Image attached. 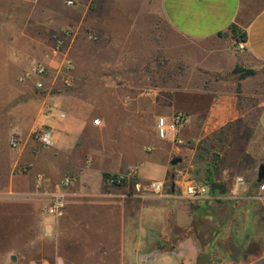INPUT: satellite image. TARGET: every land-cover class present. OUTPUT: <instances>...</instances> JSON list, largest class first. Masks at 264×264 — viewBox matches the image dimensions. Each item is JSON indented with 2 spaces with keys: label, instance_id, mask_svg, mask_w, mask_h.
<instances>
[{
  "label": "crops",
  "instance_id": "1",
  "mask_svg": "<svg viewBox=\"0 0 264 264\" xmlns=\"http://www.w3.org/2000/svg\"><path fill=\"white\" fill-rule=\"evenodd\" d=\"M257 3L258 6L252 0H161V9L171 29L191 41L210 43L226 37L236 43L233 26L245 33V49H227L224 57L233 69L239 66L258 74L264 67V0ZM9 47L17 49V40ZM15 49L8 50L6 59L0 61L4 71L0 70V106L13 107L16 125L23 132L31 127L29 119L32 132L39 127L51 128L54 145L45 149L32 135L22 133L21 145L9 167L20 166L24 175L11 173L9 183L0 186V264H57L51 260L56 255L50 248L54 242L52 221L43 212L50 194L60 189L65 177L73 175L76 181L72 189L65 190L66 202L76 204L84 190L96 195L105 175L118 174L128 175L129 179L134 176L138 189L152 190L153 183H163L170 192L152 196L151 205L145 204V197L136 201L141 210L135 220L138 227L130 238V229L126 228L129 201H121L122 247L116 253L107 248L108 254L121 257L119 264H264V181H257L259 167L264 165V84H259L255 97H251L248 86L253 76L239 84L220 82L219 88L226 89L214 92L211 99L206 97L199 108L190 101L187 91L177 93L176 84L159 82L152 86L147 84L149 78L141 67L137 72L129 66L124 70L120 64L125 59H106L105 67H93L89 73L73 70L70 87L53 69L46 91H39L36 79L24 76L31 65L44 61L32 59L29 65L24 60L27 53ZM129 61L130 58L127 63L131 64ZM84 63L103 62L90 58ZM50 64L58 68L57 63ZM156 75L162 79V74ZM244 97H263L247 146L257 179L235 177L230 185L194 178L197 146L245 116L240 108ZM18 99L21 102L17 104ZM180 112L187 115V125L177 135L160 139L157 119H170ZM95 120L100 124L96 125ZM176 158L181 163L172 165ZM151 163L157 164L154 174L147 167ZM191 182L206 186L208 194L186 198L183 191ZM212 184L219 186L213 188ZM80 185H84L83 189Z\"/></svg>",
  "mask_w": 264,
  "mask_h": 264
},
{
  "label": "rangeland",
  "instance_id": "2",
  "mask_svg": "<svg viewBox=\"0 0 264 264\" xmlns=\"http://www.w3.org/2000/svg\"><path fill=\"white\" fill-rule=\"evenodd\" d=\"M69 1L73 5H69ZM257 1L252 0L258 6ZM161 8V0H0V61L6 59L8 50L15 49L10 48L9 44L17 40L15 50L27 53L24 56L27 64L36 59L57 63L59 67L60 60L52 59L49 55L50 48L61 39L74 70L89 73L93 67H105L106 59H125L120 69L126 70L129 66L137 72L138 68H142L141 71L149 78L147 84L152 86L159 82L164 85L172 82L176 84L177 93L187 91L190 101L196 102L199 108L210 95L226 89L219 88L220 82L240 83L230 61L224 57L227 49L234 51L235 42L226 37L210 43L185 39L171 29ZM211 51L219 52L210 55ZM90 58L103 63H84L89 62ZM128 58L131 64L127 63ZM0 70L4 72L1 66ZM156 74H162V79H157ZM259 84H264V67L249 82L251 97H255L253 95ZM206 92L208 96H202ZM262 98L251 100L244 97L240 100V108L244 109L245 116L200 142L196 151L198 169L195 166L194 178L200 176L205 177V183L212 179L216 183L220 181L230 185L235 177L257 179L256 168L247 156V146L255 129ZM11 108L9 104L0 106V186L9 183L11 173L24 175L20 166L18 169L9 167L13 155L18 151L10 146L11 137L16 135L22 140V133L27 136L33 133L30 119L31 127L27 132L18 129L17 118ZM180 142L183 144V141ZM149 165V172L154 174L157 164ZM70 176L74 179L72 189L76 179ZM137 184V179L132 176L122 185L110 186L104 177L103 187L99 188L98 194H89L84 190L83 195L76 198L78 203L66 202V215L59 223H51L54 242L50 248L56 253L52 262L119 264L121 257L108 254L107 248H113L116 253L122 247L121 201H129L127 217H130L126 219L129 224H126V228L130 229V238L136 231L135 227H138L135 220L137 212L141 210L136 201L145 197V204L151 205L154 203L152 196L161 194L144 187L138 189ZM213 185L214 188L219 186ZM82 186L79 188L83 189ZM162 193L170 194L166 185ZM43 212L46 215V206Z\"/></svg>",
  "mask_w": 264,
  "mask_h": 264
},
{
  "label": "built area",
  "instance_id": "3",
  "mask_svg": "<svg viewBox=\"0 0 264 264\" xmlns=\"http://www.w3.org/2000/svg\"><path fill=\"white\" fill-rule=\"evenodd\" d=\"M69 5H73L72 1L68 2ZM245 49L244 43L240 42L236 44L235 51H243ZM50 58L60 60L58 68H53L50 63L47 62H37L29 67L26 71L24 79H36V89L39 91H46L47 78L51 71L56 70L57 75H59L63 81V84L67 87L72 86V72L74 66L72 61L68 58L67 54L64 52V41L58 40L56 44L50 48ZM64 115H61L63 118ZM188 122L187 115L185 113H175L170 119L165 117H159L157 119V135L160 139L165 140L170 134L177 135L180 129H183ZM95 124L99 125L100 121L95 120ZM32 138L43 148H51L54 145V132L51 128L41 127L36 129L32 133ZM178 144L181 142L178 141ZM21 145V140L16 135H13L10 139V146L13 149L19 148ZM23 172H27V169H23ZM128 175L118 174L109 175L107 177V184L110 186H119L128 180ZM41 182V177L38 178ZM74 179L72 177H65L60 182V189L51 193L49 196V201L46 205V215L50 221H58L64 217L66 212V199L67 190H69L73 185ZM238 182L241 183L242 179L239 178ZM64 188V190H61ZM164 188L163 183H153L151 189L155 194L162 193ZM66 190V191H65ZM208 194L207 187L203 184L197 182H191L186 185L183 191V195L186 198L197 199Z\"/></svg>",
  "mask_w": 264,
  "mask_h": 264
},
{
  "label": "trees",
  "instance_id": "4",
  "mask_svg": "<svg viewBox=\"0 0 264 264\" xmlns=\"http://www.w3.org/2000/svg\"><path fill=\"white\" fill-rule=\"evenodd\" d=\"M231 30L233 32V35H236V43L235 44H238L240 42H245L246 41V34L244 33H241L239 32L236 27H231ZM233 73L235 75H237L239 77L240 80H243V79H246L248 77H252V76H255L257 74V71H255L254 69H244L242 67H235L234 70H233ZM105 179L108 177V175H105L104 176ZM213 188H214V185L212 184Z\"/></svg>",
  "mask_w": 264,
  "mask_h": 264
},
{
  "label": "water",
  "instance_id": "5",
  "mask_svg": "<svg viewBox=\"0 0 264 264\" xmlns=\"http://www.w3.org/2000/svg\"><path fill=\"white\" fill-rule=\"evenodd\" d=\"M178 163H181V159H179V158H176V159H174V160L171 162L172 165H177ZM257 181H258L259 183H261L262 181H264V165H261V166L259 167V171H258V179H257Z\"/></svg>",
  "mask_w": 264,
  "mask_h": 264
}]
</instances>
